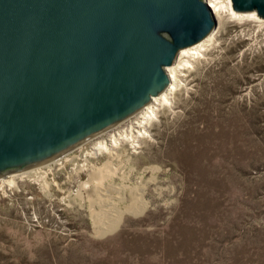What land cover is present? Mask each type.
Segmentation results:
<instances>
[{
    "label": "rangeland",
    "instance_id": "1",
    "mask_svg": "<svg viewBox=\"0 0 264 264\" xmlns=\"http://www.w3.org/2000/svg\"><path fill=\"white\" fill-rule=\"evenodd\" d=\"M259 18L222 17L203 57L181 78L172 107L151 125V137L137 151L125 146L133 181L145 172L144 206L117 208L112 228L98 234L88 192L78 195L107 156L84 157L136 114L44 166L42 182L33 175L12 185L0 181V264H264Z\"/></svg>",
    "mask_w": 264,
    "mask_h": 264
},
{
    "label": "water",
    "instance_id": "2",
    "mask_svg": "<svg viewBox=\"0 0 264 264\" xmlns=\"http://www.w3.org/2000/svg\"><path fill=\"white\" fill-rule=\"evenodd\" d=\"M232 2L264 18V0ZM216 28L206 0H0V178L131 118Z\"/></svg>",
    "mask_w": 264,
    "mask_h": 264
},
{
    "label": "bare ground",
    "instance_id": "3",
    "mask_svg": "<svg viewBox=\"0 0 264 264\" xmlns=\"http://www.w3.org/2000/svg\"><path fill=\"white\" fill-rule=\"evenodd\" d=\"M209 6L213 9L217 25L221 23V19L224 16H230L238 20L246 18L260 20L256 12H237L233 8L232 0H209ZM215 31L216 29L201 42L181 50L176 58V63L167 67L166 72H168L167 75L170 81L167 88L159 96L151 97V104L136 113L135 121L130 122L128 127L126 126V128L112 133L106 141L97 142L92 147V152L85 154L84 158L107 156V162L98 167L90 168L91 175L89 177L91 179L86 183H82V185L80 184L81 191L80 194L78 193L83 198L82 192H88L87 199L90 203V216L95 223V230L98 234H102L104 230L113 227L117 217V208L131 212L138 211L144 206L141 186L145 184V172H142L139 177L135 178L136 181H133L131 171L123 164L125 160L124 148L126 145H131L137 151L144 139L151 137V125L159 120L160 113L164 108L172 107L174 95L179 91L182 82L181 78L186 76L185 71L192 68L194 61L203 57L205 48L214 36ZM123 123L117 127L121 128L120 126ZM109 132H106V134ZM66 161L73 162L75 159L71 158ZM57 162L59 160L48 164V166L50 167L51 164H56ZM85 162V165L81 168L82 170L88 166L89 160L85 159ZM43 167L8 176L6 179L2 177L0 181L12 185L15 184L17 179L32 175L38 181H41L43 179L41 175ZM49 188L48 183L42 185L44 192H49Z\"/></svg>",
    "mask_w": 264,
    "mask_h": 264
},
{
    "label": "built area",
    "instance_id": "4",
    "mask_svg": "<svg viewBox=\"0 0 264 264\" xmlns=\"http://www.w3.org/2000/svg\"><path fill=\"white\" fill-rule=\"evenodd\" d=\"M206 3H207V5L209 6V0H206ZM209 8H210V6H209ZM210 9H211V11H212V13H213V15H214L213 9H212V8H210Z\"/></svg>",
    "mask_w": 264,
    "mask_h": 264
}]
</instances>
